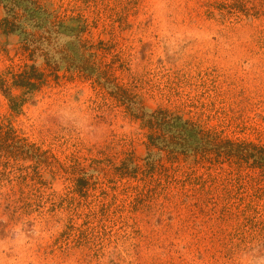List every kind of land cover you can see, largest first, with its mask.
<instances>
[{
	"label": "rangeland",
	"instance_id": "1",
	"mask_svg": "<svg viewBox=\"0 0 264 264\" xmlns=\"http://www.w3.org/2000/svg\"><path fill=\"white\" fill-rule=\"evenodd\" d=\"M39 1L85 20L82 39L146 108L264 143V0ZM22 45L0 29V74L32 63ZM57 75L20 113L0 91V123L50 151L41 178L0 176V264H264L261 169L147 155L148 130L123 105L65 64ZM73 160L104 170L81 189Z\"/></svg>",
	"mask_w": 264,
	"mask_h": 264
},
{
	"label": "trees",
	"instance_id": "2",
	"mask_svg": "<svg viewBox=\"0 0 264 264\" xmlns=\"http://www.w3.org/2000/svg\"><path fill=\"white\" fill-rule=\"evenodd\" d=\"M0 5L5 12L0 20L1 31L22 36L21 49L32 60L20 71L8 70L0 74V91L14 113L21 112L24 103L47 84L50 76L58 78L57 72L65 64V70L70 75L76 73L90 80L119 105H123L131 117L141 122L148 130L147 155H156L158 151L171 155L170 159L183 155V158L194 157L210 164L234 160L239 167L245 164L264 172V143L229 138L220 132L205 129L191 118L168 108H146L139 94L117 82L113 64L101 59L99 51L103 47L82 39L87 24L80 15L60 17L39 0H0ZM29 25L36 32L28 31ZM38 56L43 57L42 68L34 62ZM12 89L20 93L15 95ZM153 148L157 151L153 152ZM45 155H50V151L30 141L12 122L0 123V176L31 168L33 175L37 179L41 178L39 167L48 164ZM26 160L32 161V166L20 163ZM90 164L84 166L73 160V164L69 165L71 174L75 175L72 180L81 189L93 178L90 176L92 174L88 175L90 168L96 172L104 170ZM147 165L153 169L155 162H148Z\"/></svg>",
	"mask_w": 264,
	"mask_h": 264
}]
</instances>
